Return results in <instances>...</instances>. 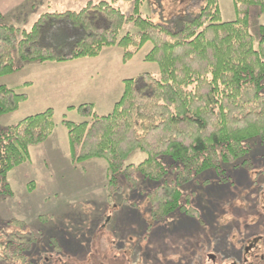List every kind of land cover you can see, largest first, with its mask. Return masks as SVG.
<instances>
[{"label": "trees", "instance_id": "obj_1", "mask_svg": "<svg viewBox=\"0 0 264 264\" xmlns=\"http://www.w3.org/2000/svg\"><path fill=\"white\" fill-rule=\"evenodd\" d=\"M120 1L132 4L131 14L115 5ZM144 2L90 1L79 11L42 13L29 30L0 24V77L22 68L16 57L60 64L121 45L131 46L130 56L150 43L145 60L158 64V77L143 73L125 80L106 115L92 103L68 108L82 119L62 121L71 162L104 160L110 198L123 191V183L135 188L137 176L151 183L145 193L155 223L167 225L175 215L202 223L183 186L207 171L215 170L217 178L227 168H246L247 143L264 140V25L255 35L249 30L251 10L264 11V0H232L236 19L227 22L221 21L218 0H205L176 31L142 15ZM20 90L0 86V118L27 100ZM56 125L50 108L0 127V196L12 193L8 174L29 161L30 148L46 142ZM136 151L144 159L126 164ZM6 226L20 231L1 234L0 261L26 262L35 237L21 221ZM237 251L242 263L244 246Z\"/></svg>", "mask_w": 264, "mask_h": 264}, {"label": "rangeland", "instance_id": "obj_2", "mask_svg": "<svg viewBox=\"0 0 264 264\" xmlns=\"http://www.w3.org/2000/svg\"><path fill=\"white\" fill-rule=\"evenodd\" d=\"M90 1L100 0H30L28 22L0 19V24L29 30L42 13L79 11ZM204 3L145 0L140 12L176 31ZM115 5L127 15L132 12L130 3ZM218 7L221 21L236 19L232 0H218ZM260 25L264 11L253 7L250 32L255 35ZM151 47L147 43L127 56L131 46H114L98 57L60 64L22 63L16 57L22 68L0 77V86L18 87L27 95L18 111L0 118L1 128L50 108L58 125L49 145L32 146L29 161L8 174L12 193L0 196V236L20 231L6 226L16 220L36 242L26 262L0 264H264L258 262L264 253V140L247 143L246 168H227L217 178L215 170L207 171L183 186L184 196L204 223L175 215L167 225L151 218L145 193L151 183L137 176L135 188L123 183V191L110 198L105 161L74 166L61 149L67 142L62 121L82 120L69 107L93 103L99 115H106L120 99L125 80L143 73L160 75L158 64L145 60ZM143 159L144 154L136 151L126 164ZM242 246L245 258L240 263L236 253ZM228 249L232 252H224Z\"/></svg>", "mask_w": 264, "mask_h": 264}, {"label": "crops", "instance_id": "obj_3", "mask_svg": "<svg viewBox=\"0 0 264 264\" xmlns=\"http://www.w3.org/2000/svg\"><path fill=\"white\" fill-rule=\"evenodd\" d=\"M30 8H31L30 0H0V19H4L9 23H14L19 25L21 23H26L28 22L29 17L32 15ZM27 84L30 85V83ZM94 106L96 108V105ZM57 131H58V125H56V128L54 129L51 137L46 142L42 143V147H45V145H49L47 143L51 142V139L55 136ZM54 144L56 143H53L52 145ZM60 147L61 145L59 144V148ZM61 149L64 151L65 154L70 155L68 141L63 143Z\"/></svg>", "mask_w": 264, "mask_h": 264}]
</instances>
